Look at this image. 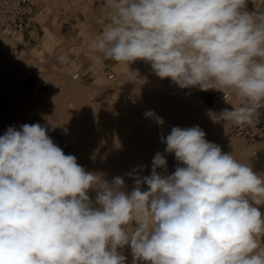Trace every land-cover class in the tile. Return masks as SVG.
<instances>
[{
  "label": "clouds",
  "instance_id": "obj_1",
  "mask_svg": "<svg viewBox=\"0 0 264 264\" xmlns=\"http://www.w3.org/2000/svg\"><path fill=\"white\" fill-rule=\"evenodd\" d=\"M247 3L105 0L110 22L90 48L145 61L181 89L221 91L228 103L231 93L232 110L207 115L250 125L264 108V13ZM205 136L172 127L160 139L180 166L168 174L157 152L150 175L128 174L136 186L126 192L123 177L86 171L41 124L9 127L0 136V264H126L125 246L133 264H264V175Z\"/></svg>",
  "mask_w": 264,
  "mask_h": 264
},
{
  "label": "bare ground",
  "instance_id": "obj_2",
  "mask_svg": "<svg viewBox=\"0 0 264 264\" xmlns=\"http://www.w3.org/2000/svg\"><path fill=\"white\" fill-rule=\"evenodd\" d=\"M45 12L47 13V10ZM40 16L43 18L44 14H39L37 19L40 18ZM32 33L34 34L32 30H27L11 38L4 37L0 40V67L2 66L4 69L3 59L6 54L5 56L2 55L3 49L6 50L10 47L15 50L23 49L26 45V41L29 39L28 35ZM44 35L45 37H43L41 50L35 51L34 55L35 53L36 55H40L42 51L49 55L50 52H52V48L57 43L55 35L48 29L44 30ZM87 38L90 39L89 37ZM1 43L2 45L6 43L8 46L2 47ZM11 51L13 50L11 49ZM10 54L11 58L14 59L15 54ZM137 61L132 63L136 64ZM147 65L149 66L150 64L148 63ZM134 66H132V68ZM64 68L65 69H62L64 73L62 76L55 75L45 78L48 84V90L42 96L37 97L36 86L29 94L20 95L22 94L20 93L18 96L16 95L14 106L7 111L0 112V130L3 133L1 136H3L12 125L19 130L20 126L26 123L41 124L44 122L45 124L43 125L52 128L54 132L56 130L63 137L71 139L70 141L79 140L80 144L87 148L89 157L88 160L86 159V163L84 162V169L86 171L103 174L104 178L109 182L114 177H123L125 181L124 190L126 192H131L136 186L135 176H129L128 174L135 169L137 170L135 175L140 178L150 175L152 159L157 152L165 154L168 174L173 173L175 168L180 166L174 154L164 153L166 145L161 142V135L166 137L170 134L171 128L176 126L181 128L199 126L206 133L205 139L207 141L218 145L224 153H232L241 163L252 167L254 172L264 175V150L258 146L259 143H253L256 145L252 146H245L242 141L236 138L234 140L231 139L230 145H224L222 141L224 140L225 127L228 123L225 125L224 123H213L207 115V112L201 110L196 111L195 108L189 107V104L192 103H188V100L194 104L196 100L193 97V93H195L198 88H186L185 90L187 92L182 95H180L179 88L175 89L173 95H160L162 93V88L160 87L159 91L157 90V95L148 88H153L156 84H158L157 86H161L162 83L160 84L159 82L160 78L153 74L149 76L151 80H147V82L143 80V82L138 85L137 83H130V77L136 80H138V77L144 78L142 74L136 72L138 68H133L134 70L131 72V76H123L117 80V88L131 89L135 94L122 95V97L118 98H109L110 95L104 96L102 86L106 84V81L99 72L97 75L98 78H95L96 82L93 83L92 86L84 88L85 86L82 87L79 80L73 78V74L71 75V80L68 81V79H66V76L74 69L73 64L70 70L67 66ZM41 70L37 69L39 72ZM38 79L39 83L40 78ZM21 80L22 79L18 76L17 78L10 79L13 83L12 86L15 87L21 83ZM10 81L6 80L2 87L4 88V85L7 87ZM134 86L136 87L133 88ZM4 91L5 89L3 92ZM227 94L229 103L226 100L220 102L222 105H218L219 109L215 112H219L223 109L232 110V104H238L237 97L233 94L230 95L231 93ZM180 97H186L185 100H187V102L180 103ZM148 110L154 111L157 115L162 117L165 121L164 125L158 126L152 119L145 118L144 113ZM50 128H47L48 131ZM52 129L50 131H52ZM141 165L144 166L142 171L138 169V166ZM160 171L162 170L158 169V172ZM146 188L147 186L144 185L143 190H146ZM89 195L94 201L96 195L95 191H90ZM258 207L262 214H264V205ZM120 251L121 254L127 258L126 264H133V256L130 247L125 246ZM137 264H143V262L138 261Z\"/></svg>",
  "mask_w": 264,
  "mask_h": 264
},
{
  "label": "rangeland",
  "instance_id": "obj_3",
  "mask_svg": "<svg viewBox=\"0 0 264 264\" xmlns=\"http://www.w3.org/2000/svg\"><path fill=\"white\" fill-rule=\"evenodd\" d=\"M39 12H40V10H38L36 13L39 14ZM36 13H35L34 17L36 16ZM45 16H46V14H45ZM45 16L43 18H45ZM40 18H41V16H40ZM40 18H38L39 19L38 20L36 17V19L38 21H42L43 18H41V19ZM42 28H43V30L41 32L33 31L34 34L32 33V34L28 35L29 39L26 41L25 47L23 49H21L22 51L21 50H15L12 47H10L9 49L7 48L6 50L3 49L4 50L3 52H5V53L2 52V55L5 56V54H6V56L3 59L4 69L2 68V66L0 67V77L2 78V80L4 79L2 82L5 83L6 80L10 81L11 78H17V76L20 77L22 80H21V83L19 85H16L14 82L16 87L12 86L13 83L11 81H10L11 83L9 82L7 84V87H6V85H4V88L2 87L3 90L5 89V91H4L5 93L3 95L4 99L1 100V102H3V101L4 102L2 103V108H0L1 109L0 112L1 111H7L10 108H12V106H14V99L16 98V95L18 96L20 93H22L20 95L29 94L32 91V89H34L36 86H37V94H38L37 97L42 96L48 90V84L45 81V78H48L50 76H55V75H57V76L61 75L62 76L64 74L62 72V69H65V68H63V67L61 68V67L57 66L53 60V57H54L53 51L50 52L49 55H48V53L43 52V51H42V54H40V55H36V53L34 55L35 51L41 50L43 37H45L44 30L47 28L45 25H43ZM28 31H30V30H28ZM1 45H2V43H1ZM7 46L8 45L6 43H4L2 45V47H7ZM11 49L14 52L11 51ZM28 51H30V52H28ZM10 53L15 54L14 59L11 58ZM52 54H53V56H52ZM7 57H9V58H7ZM40 60H41V62H40ZM93 63H94V65L89 68L90 73H88L84 76H80L79 73L77 71H75V70H77L75 68L71 73L68 74V76H66V79H68V81H69V80H71L72 74L74 75V74L78 73L79 77L73 76V78H76V80H79L80 85H82V87L85 86L84 88H88V87L92 86L93 83L96 82V79L98 78L97 75L99 72L101 74L102 78L104 77L103 79L106 81V84H104L102 86L104 96L110 95L109 98H118V97H122V95L135 94L131 89H119V88H117L118 87V85H117L118 81L117 80L123 76H125V77L131 76V72L134 70L133 68H138V70H136V72L138 74H142L146 80L142 77H138V80H136L133 77H130V80H129L130 83L131 82L137 83V85H138L139 83L143 82V80L147 82V80H151V78L149 76L154 74V72L151 69V65L148 66L147 65L148 63L145 61H142V60L137 61L136 64H133V63L126 64V63H122V62L118 63V62L113 61L112 64L109 65V68H105L104 70H103V65H102L101 59H97L94 57ZM132 66H134V67L132 68ZM37 69L38 70L42 69V70L39 72V71H37ZM44 70H45V72H44ZM69 70H70V68H69ZM49 71L52 73H50ZM111 75H112V78H108V76H111ZM146 76H148V77H146ZM38 78H40L39 83H38V80H39ZM159 82H160V84L162 83L161 86H157L158 84H156V85L153 84L154 89L153 88H148V89H150L153 93L158 95L159 88L161 87L162 93L160 95H163V94H172L173 95V93H175V89L179 88L170 79H164V80L160 79ZM136 86H134L133 88H135ZM163 87H165V88H163ZM179 89H180V95L185 94L187 92L185 89H181V88H179ZM13 93H14V95H13ZM221 93H223V92L216 91V90H209V91L205 92V91H200L199 89H196L195 93H193V95H194L193 97L196 100L195 101L196 103L194 102V104H193V102H190V100H188V103H192V104H189V107L195 108L196 111L201 110L203 112H207V110L211 109L212 111L215 112L219 109L218 105H222L220 102L218 103V101H217V98H218L217 96H219ZM230 95H232V94H230ZM185 99H186V97H184V98L180 97L179 102L180 103L187 102V100H185ZM238 103H239V100H238ZM26 124H34V123H26ZM43 124H45L44 122H42L41 125L46 127ZM231 124H232L231 122H228V124L226 125L225 135L227 134ZM12 127H13V125H12ZM46 128H50V127H46ZM51 129L52 128L49 129L48 135L53 140V142L55 144H57V146H59L64 151V153L66 155H68V154L74 155L77 158V163L84 168V165H85V163L89 157V154H88L89 152H88L87 148L82 146L80 144L79 140L70 141L71 139L63 137L56 130H55V132L53 129H52V131H50ZM1 134H3V133L0 130V136H1ZM225 135H224V140L222 142L224 145H230L229 143L231 142V140H229L227 138V135L226 136ZM234 139H236V138H233L232 140H234ZM237 139L242 141L243 144H245V146L256 145V144H253L254 142H247V141L242 140L241 138H237ZM258 146L262 150H264V145L259 143Z\"/></svg>",
  "mask_w": 264,
  "mask_h": 264
},
{
  "label": "crops",
  "instance_id": "obj_4",
  "mask_svg": "<svg viewBox=\"0 0 264 264\" xmlns=\"http://www.w3.org/2000/svg\"><path fill=\"white\" fill-rule=\"evenodd\" d=\"M35 5L36 12L41 10L39 14H44V16L46 14V16L42 21H38L36 17L39 14L35 12L38 15L32 17L24 32L27 30L41 32L45 25L55 35L57 43L52 51L54 53L53 60L57 66L70 68L73 64L74 69H77L75 71L80 76H84L90 73L89 68L94 65L93 58L100 57L103 70L109 68L113 60L104 59L99 52L93 53L89 45V42L100 34L105 25L110 22L111 13L105 6V0H35ZM247 10L264 13V0H248Z\"/></svg>",
  "mask_w": 264,
  "mask_h": 264
},
{
  "label": "built area",
  "instance_id": "obj_5",
  "mask_svg": "<svg viewBox=\"0 0 264 264\" xmlns=\"http://www.w3.org/2000/svg\"><path fill=\"white\" fill-rule=\"evenodd\" d=\"M35 12V0H0V40L4 37L11 38L24 32ZM73 76L79 77L78 73ZM108 78H112V75L108 76ZM3 80L0 77V108H2L1 100L4 99ZM217 97L218 102L225 101L224 93ZM259 111V116L254 117L253 123L250 125L236 126L231 124L227 132V138L229 140L241 138L247 142H256L264 145V108Z\"/></svg>",
  "mask_w": 264,
  "mask_h": 264
}]
</instances>
